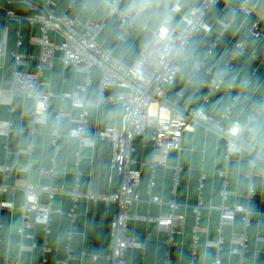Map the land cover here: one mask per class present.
I'll use <instances>...</instances> for the list:
<instances>
[{
  "label": "crops",
  "instance_id": "1",
  "mask_svg": "<svg viewBox=\"0 0 264 264\" xmlns=\"http://www.w3.org/2000/svg\"><path fill=\"white\" fill-rule=\"evenodd\" d=\"M55 1L56 13L73 17L77 30H82L87 21L101 24L99 45L126 65L140 55L155 29L151 24L139 29L136 21L127 27L118 14L108 12L107 4L112 0ZM176 1L167 0L166 7L173 16V25L182 29L183 16L202 0H180L181 10L174 13L171 8ZM242 2L220 1L207 12V27L194 34L178 61V76L171 86H165L164 104L152 106L154 112L162 114L175 106H202L210 120H198L192 130L184 132L180 147L165 155L153 145V128L134 138V166L141 168L142 175L140 199L129 208L128 232L142 246L128 250L125 264H215L217 258L222 264H264V147L253 143L247 131L254 120L264 119V0H248L250 12L241 10ZM130 3L120 0L118 8L123 10ZM41 8L38 2L0 0V87L4 89L12 84L15 70L29 75L37 72L41 31L30 17ZM255 22L261 35L249 36ZM49 35L61 40L59 34ZM245 38V50L235 56L238 43ZM16 51L26 56L25 64L16 63ZM55 56L53 66L45 69L41 78L42 87L52 94L42 121L34 118L38 104L35 98L11 95L6 90L0 97V124L11 123L9 133L0 129V264H110L106 256L114 248L111 226L117 218V207H106L86 197L76 203L70 191L78 187L83 193L102 192L118 186L119 179L111 174L109 166L110 143L98 140L96 133L105 126H121L122 109L119 105L99 104L97 68L64 66L62 53L57 51ZM215 76H222L223 82L208 94L203 81ZM88 80L90 85L80 96L89 112L85 132L90 140L82 145L69 135L70 129L79 124L82 107L62 94L79 89ZM121 89L110 87L107 92L115 94ZM236 94L240 97L233 104ZM206 95L209 100L203 103ZM230 107L229 116L223 117ZM61 108L66 114L58 118ZM234 121L245 128L238 141L240 150L230 152ZM55 130L59 133L57 149L53 144ZM28 148H32L31 154ZM28 164L30 170L25 169ZM4 165L8 171L3 170ZM53 166L57 171L53 177L41 176V168ZM27 182L64 190L40 195V203L52 211L47 226L22 228L21 206ZM152 196L161 201L152 202ZM172 202L184 223L169 244L168 231L152 219L171 213ZM223 205L233 210L247 205L249 224L244 225L240 213L222 224ZM242 233L247 235L248 248L241 259L231 252V246ZM218 238L223 239L220 247L213 244Z\"/></svg>",
  "mask_w": 264,
  "mask_h": 264
},
{
  "label": "built area",
  "instance_id": "2",
  "mask_svg": "<svg viewBox=\"0 0 264 264\" xmlns=\"http://www.w3.org/2000/svg\"><path fill=\"white\" fill-rule=\"evenodd\" d=\"M29 4L40 3L42 8L36 12L30 19L40 26L41 35L38 42L41 46V54L38 57L37 72L35 75L20 70H15L13 82L7 88L0 87V97L6 90L11 95L24 94L35 98L37 107L34 111V118L42 121L50 107L51 92L42 87L41 78L44 70L53 66L56 58L55 53H62L61 60L64 66L82 64L89 68H97L100 72L99 81V104L119 105L122 109V125H112L100 128L96 137L100 141L109 142L111 146V157L109 166L111 174L119 179L118 186L111 191H89L83 193L78 187L73 188L70 193L74 202H78L81 197H86L93 202H101L106 207H117V218L111 226L114 238V248L106 259L110 264H125L128 250L135 247H141L142 243L130 236L128 232L129 220L131 214L129 208L132 204L140 199L138 186L141 182V168L135 167L133 153L135 151L134 138L136 135L143 134L147 128H153V145L157 152L165 155L170 150L178 149L181 145L183 134L187 130H192L198 120L209 121L210 118L203 112L202 106L192 108L190 106L173 107L168 114L154 112L153 104L162 106L166 100L165 86H171L180 72L178 61L183 55L187 44L194 34L207 27L205 16L207 12L218 2L227 0H202L201 3L190 10L183 16V27L177 29L173 25V16L169 15L168 32L166 34L158 33L155 29L142 50L140 55L130 65L120 62L111 50L104 49L97 41L101 24L87 21L82 30L74 27L75 19L66 13H56L55 0H25ZM177 0L172 5L171 11L179 13L181 8ZM120 0L108 2V12L118 14L120 20L130 27L135 20L129 12V5L121 10L118 8ZM241 10L250 12L248 0H243ZM263 16V15H262ZM49 32H54L61 36V40L50 37ZM258 22H255L249 29V36H260ZM22 42H19V45ZM246 38L237 45L235 56L245 50ZM212 51L209 50L208 54ZM18 65L25 64L26 56L19 52L14 53ZM235 57L231 58L228 67H232ZM223 82L222 76H215L210 80L203 81V84L211 94L221 87ZM90 85L88 80L85 85L72 92L62 94L63 98H73L77 100L78 106L82 107L79 124L71 128L69 135L79 139L82 145L89 142L90 138L86 135V127L89 123V112L86 109V102L80 96V92L86 90ZM119 86L122 89L115 94H109L107 90L110 87ZM178 95L181 94L179 90ZM239 94L232 98L233 104L239 99ZM264 99V98H263ZM208 95L205 96L203 103L208 101ZM231 107L227 108L223 117L229 116ZM65 110H59L57 117L64 116ZM254 118L251 116L250 120ZM239 123L243 128L245 126L234 121L233 124ZM0 129L4 133H9L11 123L5 122L0 124ZM242 133V132H241ZM55 139L53 144L58 148L57 139L59 133L54 131ZM230 139L229 151H239V136ZM28 154L32 153V148H28ZM79 162L80 155L77 154ZM157 164V163H156ZM154 164V167L156 166ZM3 170L8 171V166H2ZM30 164L25 166L30 170ZM57 173L56 168H41L40 174L44 178H51ZM154 182H150V187ZM64 191L62 188H54L51 185L41 183L35 184L27 182L24 187L25 202L21 206L23 213V227L32 224H41L47 226L51 221V209L44 207L40 203V195L43 192H49L53 195L56 192ZM227 191L223 190V195ZM152 202H160L158 196L151 197ZM172 212L164 218L152 219L164 226L168 231L167 242H173V233L179 232L184 223V217L175 211V203H171ZM221 223L233 221L235 214L240 213L245 226L249 224V207L247 205L230 209L228 206H221ZM223 243L222 238H218L213 244L220 247ZM248 248V238L245 233L239 234L231 246V252L238 254L242 259ZM41 264H44L43 262ZM215 264H222L220 258H217Z\"/></svg>",
  "mask_w": 264,
  "mask_h": 264
},
{
  "label": "clouds",
  "instance_id": "3",
  "mask_svg": "<svg viewBox=\"0 0 264 264\" xmlns=\"http://www.w3.org/2000/svg\"><path fill=\"white\" fill-rule=\"evenodd\" d=\"M167 0H131L129 12L137 22L139 29H144L150 24L158 33L168 32L169 13L166 7ZM233 136H239L244 130L239 123L234 125ZM250 140L264 147V119L254 120L247 128Z\"/></svg>",
  "mask_w": 264,
  "mask_h": 264
},
{
  "label": "water",
  "instance_id": "4",
  "mask_svg": "<svg viewBox=\"0 0 264 264\" xmlns=\"http://www.w3.org/2000/svg\"><path fill=\"white\" fill-rule=\"evenodd\" d=\"M230 139H232V137L230 136Z\"/></svg>",
  "mask_w": 264,
  "mask_h": 264
}]
</instances>
